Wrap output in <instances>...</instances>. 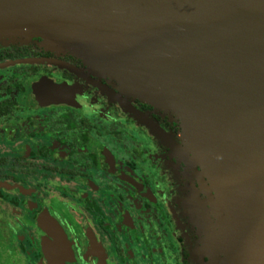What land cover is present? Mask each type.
Listing matches in <instances>:
<instances>
[{
	"label": "flooded vegetation",
	"instance_id": "obj_1",
	"mask_svg": "<svg viewBox=\"0 0 264 264\" xmlns=\"http://www.w3.org/2000/svg\"><path fill=\"white\" fill-rule=\"evenodd\" d=\"M0 122V264H131L138 242L152 261L158 225L172 264H197L183 174L207 188L156 106L78 58L13 44L0 47Z\"/></svg>",
	"mask_w": 264,
	"mask_h": 264
},
{
	"label": "water",
	"instance_id": "obj_2",
	"mask_svg": "<svg viewBox=\"0 0 264 264\" xmlns=\"http://www.w3.org/2000/svg\"><path fill=\"white\" fill-rule=\"evenodd\" d=\"M32 38L80 45L127 93L175 110L220 196L222 246L264 264V0H0V42Z\"/></svg>",
	"mask_w": 264,
	"mask_h": 264
},
{
	"label": "rangeland",
	"instance_id": "obj_3",
	"mask_svg": "<svg viewBox=\"0 0 264 264\" xmlns=\"http://www.w3.org/2000/svg\"><path fill=\"white\" fill-rule=\"evenodd\" d=\"M13 44H32L35 45L37 48L49 52L55 55H70L74 58H78L83 62L85 66H87L88 71L94 75V76H100L101 74L96 71V69L93 67L91 60L88 57L82 56L80 53H82L83 49L80 47V45H67V44H60V43H46L42 39L38 38V41H14V42H0V47H6L8 45ZM72 48V49H71ZM103 76V75H102ZM129 94V93H127ZM131 95V94H129ZM142 101V100H141ZM148 104V103H147ZM159 110V113L161 115H167L170 120L175 122L179 129L176 133L180 141L182 142V149L184 152L191 154V162H193V165H198L201 167V178H203V185L207 188V198L202 197L200 193H202L201 190H199L194 180L188 176L186 173H182L184 176V181L186 182L183 186L187 192L185 195L186 200L184 203L185 207V216L188 218V225L192 227L195 231L196 237V245L191 250V258L196 261L197 264H234V258L228 248V244L225 242V244L222 246L223 236H222V223L219 219V217L224 218L225 217V211L223 209V212H220L218 214V209L214 208V206H218V200L220 201V196L218 197L217 190L215 188V185L213 183L211 174L209 170L205 169L203 166H201L200 160L198 156H195V153H193V149L189 143L188 140V133L185 127V123L182 120V117L179 116V114L168 107H157ZM26 115L24 116H17L16 119H24ZM4 122V121H3ZM0 122L2 128V132L0 133V136H2V133L4 134L5 129H8L3 126ZM11 121H7L8 124H10ZM189 187V190L187 189ZM32 194H35V192H31ZM34 198V197H33ZM221 203V202H220ZM207 205L206 207H204ZM206 208V209H204ZM158 237H159V243H158V252L156 251L155 247L153 245L149 246V249H153V256L152 261L150 260L149 255H145L147 250L145 251L138 242V244L131 243L129 247H127L129 253L132 255L133 259H131V264H172L170 252L166 248L167 240L166 236H164L161 232V228L158 225ZM157 253L158 255H156ZM149 258V259H148ZM236 264H241L238 262L237 257H235Z\"/></svg>",
	"mask_w": 264,
	"mask_h": 264
},
{
	"label": "bare ground",
	"instance_id": "obj_4",
	"mask_svg": "<svg viewBox=\"0 0 264 264\" xmlns=\"http://www.w3.org/2000/svg\"><path fill=\"white\" fill-rule=\"evenodd\" d=\"M91 46L94 48V46L91 44ZM95 49V48H94Z\"/></svg>",
	"mask_w": 264,
	"mask_h": 264
}]
</instances>
